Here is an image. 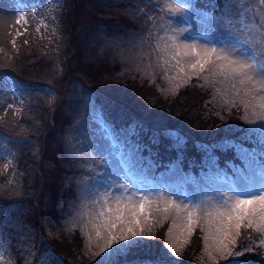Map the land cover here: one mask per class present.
<instances>
[{
    "label": "rangeland",
    "instance_id": "1",
    "mask_svg": "<svg viewBox=\"0 0 264 264\" xmlns=\"http://www.w3.org/2000/svg\"><path fill=\"white\" fill-rule=\"evenodd\" d=\"M36 2L18 7L13 0H0V77H5L0 80V132L20 136L10 147H24L27 152V156L24 150L8 152L0 145V205L6 207L9 202L13 206L18 203L26 206L15 216V222H8L0 213V257L3 258L0 264H108L107 258L93 255L98 249L94 247V240H88L84 224L89 214L97 210L96 193L111 187L113 194H119L120 182L129 187L159 190L185 202L204 196L215 198L218 192L243 187L238 172L234 174L237 187L231 181L206 180L207 174L215 170L218 158L209 153L200 162V168L183 161L177 166V161L165 158L163 171L169 166L168 174L156 184L128 179L121 160L129 157L135 161L134 165L126 164L133 174L146 173L147 160L143 161L132 148L119 151L121 160L113 157L116 150L92 96L99 95L104 104L108 103L104 98L113 102L116 98L135 101L126 107L127 111L153 127L186 128L182 131L198 138H206L208 131L230 135L255 145L251 151L257 153L256 159L264 157L259 155L264 151L261 122L248 124L244 119L245 116L255 119L251 112L245 113L242 106L225 105L223 95L216 92L220 85L212 87L193 78L189 84L175 89L162 78L157 63L159 48L164 43L162 37L171 34L168 31L171 26L189 27L185 37L197 38L200 42L228 35L223 26L211 19L213 16L233 21V31L239 38L253 42L250 48L243 45L242 51L255 52L261 59L264 0H191L192 7L177 13L175 18L165 9L183 6L188 0ZM21 16L24 19L17 24ZM170 21L174 23L170 25ZM10 76L21 89L11 85ZM32 84L41 86L31 91ZM136 91H142L143 97L133 94ZM197 95L206 102L210 100V109L218 111V115H213V122L208 124L207 117L197 111L191 113L194 118L182 120L183 111L193 107ZM164 97L167 102L161 107L157 98ZM63 110L67 111L66 117L72 115V118L63 128L61 149H55L50 145L56 136L53 131L57 129L53 122ZM152 140L156 147H159L157 141L163 144L156 134ZM0 141H6L1 134ZM166 146L162 145L164 151L174 152L173 145L170 149ZM175 152L180 156L182 151ZM164 156H169V152ZM149 175L156 177L152 171ZM249 177L259 188L260 169L256 168ZM167 227L165 222L156 230L154 239L137 241L114 255L110 264L140 257L153 258V261L126 264H193L188 259L191 253L193 258L200 255L198 264H210L201 255L199 230L181 255L172 256L164 242ZM259 242L256 234L245 233L240 243L254 246V250L243 257L218 259L215 264L252 259L264 264V248L258 247ZM50 252L55 254L53 259Z\"/></svg>",
    "mask_w": 264,
    "mask_h": 264
},
{
    "label": "snow or ice",
    "instance_id": "2",
    "mask_svg": "<svg viewBox=\"0 0 264 264\" xmlns=\"http://www.w3.org/2000/svg\"><path fill=\"white\" fill-rule=\"evenodd\" d=\"M190 7L191 0H188L183 6H170L165 11L175 18L177 13L186 12ZM227 7L225 3V11ZM23 19L19 17L16 23L20 24ZM211 19L223 26L228 35L200 42L197 38L185 37L189 27L168 29L171 34L162 37L164 43L159 48L157 62L162 78L175 89L189 84L193 78L212 87L220 85L216 92L223 95L225 105L242 106L245 113L251 112L255 119L245 116V122H261L264 135V52L258 59L255 52L242 51L243 45L251 47L252 40L240 39L233 31L234 22L226 17ZM173 23L170 21V25ZM261 39L264 40V33ZM259 155L264 156V151ZM256 156L255 151L246 152L241 146V158L248 161L246 168L251 167ZM122 164L134 165L135 161L124 157ZM260 169L259 188L251 177L241 175V189L218 192L215 198L204 196L195 201L185 202L159 190L129 187L123 182L117 185L122 189L119 194H113L111 187L98 191L97 210L89 214L84 224L88 240H94V247L98 249L93 255L107 258L110 264L114 255L126 251L137 241L154 239L156 230L165 222H168L165 247L172 256L181 255L197 230L201 234V255L206 256L210 264L252 252L254 246L240 243L245 233L256 234L260 238L258 247L264 248V164Z\"/></svg>",
    "mask_w": 264,
    "mask_h": 264
},
{
    "label": "trees",
    "instance_id": "3",
    "mask_svg": "<svg viewBox=\"0 0 264 264\" xmlns=\"http://www.w3.org/2000/svg\"><path fill=\"white\" fill-rule=\"evenodd\" d=\"M19 2L21 1V4L23 3H34L36 0H16ZM199 1V0H195ZM20 4V5H21ZM11 79H9L12 86H15L16 89H18V85L15 84L17 80L10 76ZM5 77H0V80ZM32 85L34 87H32ZM31 88H29L31 91L38 89V85L32 84ZM21 89V88H19ZM44 89V88H42ZM133 94H135L137 97L141 98L143 97L142 91H136ZM199 96H202L200 93ZM195 96V101L192 102L191 108L184 110L182 114V120L188 121L189 118H194L191 116V113L197 111L204 115V118L207 117L208 124L212 121L213 115L219 114L218 111L214 112L210 109L211 101L208 100L206 102L205 98H200L199 96ZM130 98H133V101L135 100L133 96ZM164 98H157V104L161 107L165 106V103L167 100ZM93 103L97 104L99 106L100 112H101V118L104 120L102 121L103 126L105 129L109 131L111 142L113 143V146L115 148V155L121 158L119 151H126L129 149L136 150L139 154V156H142V160H147L148 163V170L146 173H138L133 174L130 170V172L127 169V165L123 164L124 167L127 169L128 175L131 177H149L151 171L153 175H161L168 174L169 166L166 171H163V166L165 165L164 159L165 158H172L173 161H177L179 166L181 164V161L189 164H197L200 168V162L203 158L207 159L206 155L209 153L211 156H214L217 158L215 170L216 172H220L221 174L225 175L228 179H231L232 183L236 186V181L234 174L237 176L241 175H247L250 176L256 168L260 169L261 164H264V157H258V159H255L254 162L251 163V167L246 168V164L248 161L241 158V146L243 147V150L248 152L251 151V149H254L255 147L252 146V143L242 142L240 139H233L232 136L228 135H217L213 133L207 132L206 138H198L193 135L188 134V132H183V129L186 128H176L173 125H163L162 127H153L150 123L142 120H138L136 115L130 113L127 111L126 107L131 106L130 104L134 102H127L125 98H116L113 101L109 100L110 98H104L106 101H108L107 104H104L103 98H101L99 95H93L92 96ZM208 103V104H207ZM194 110V111H193ZM64 113V114H63ZM66 110L60 111V115L56 118V122H53V125H55V129L53 132L55 139H52V143L50 145L54 147L55 149H61V143H62V131L63 128L70 123L71 117H66ZM199 120V119H195ZM113 125V129L108 126L107 124ZM183 125H186V123H183ZM203 125V124H200ZM209 128H213L212 126ZM117 132V134L115 133ZM1 136L5 139H7V149L8 151H22L24 150V147H10V144H16L18 140H20V136H13V135H6L1 133ZM155 134L158 136V138H161V142L163 144H167L166 148H171L172 145L175 148L174 152L171 151H164L165 149H162L161 143H158L159 147L155 146V140H152L153 137H155ZM152 136V137H151ZM34 137V136H32ZM36 140L39 139V137L36 136ZM3 144V143H2ZM122 149V150H121ZM158 151V152H157ZM180 152L181 155L178 156L176 152ZM169 152V156H164L165 153ZM14 152H12L13 155ZM25 153V154H24ZM24 153H21L19 155L24 154L26 155V150H24ZM113 154V155H114ZM162 156V157H161ZM13 161L15 160V157L13 156ZM155 158V159H154ZM258 160V161H257ZM151 168V169H150ZM261 170V169H260ZM201 172V170H200ZM237 187V186H236ZM26 208L25 205L22 203H18L16 206H13L11 203H7L6 207H2L0 205V213L1 216L4 217L6 220L14 221L15 222V216L19 215V211L21 209ZM16 221H19L16 219ZM7 231H10V228L7 229ZM15 236V235H12ZM16 239H18L17 236H15ZM14 238V237H13ZM54 253L50 252V258L53 259ZM200 257V255H198ZM194 257V254L191 253L188 256L189 260H193V264L200 263L198 261L199 257ZM137 259V260H136ZM136 259H128V260H117L114 261V263L117 264H126L127 262H133L136 263L137 261H153L151 259L153 258H136ZM254 260H236V261H228V263L237 264L239 262L240 264H258L253 262ZM167 262V261H164ZM169 263V262H168ZM172 263V262H171ZM192 264V263H191Z\"/></svg>",
    "mask_w": 264,
    "mask_h": 264
}]
</instances>
